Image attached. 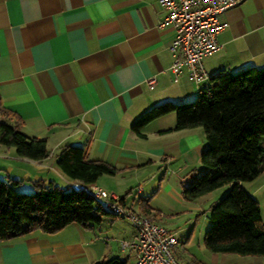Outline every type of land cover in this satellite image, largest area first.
Masks as SVG:
<instances>
[{
    "label": "crops",
    "instance_id": "obj_1",
    "mask_svg": "<svg viewBox=\"0 0 264 264\" xmlns=\"http://www.w3.org/2000/svg\"><path fill=\"white\" fill-rule=\"evenodd\" d=\"M165 14L159 0H0V120L30 137H46L49 152L34 160L0 143V179L22 180L21 190L32 189V181L40 178L69 184L57 154L75 144L86 148L89 159L118 168L96 183L139 211L148 186L154 185L153 170L168 162L166 156H178L188 170L185 177L192 180L193 169L201 168V128L173 129L175 112L139 131L132 125L160 102L196 98L222 70L264 66V0H242L222 14L228 22L218 35L222 47L203 58L208 77L199 82L186 71L175 75L170 69L175 30L160 25ZM149 76L156 77L154 88L147 83ZM149 214L165 225L154 207ZM104 216L106 227L102 218L91 227L70 223L55 232L36 229L0 241V264H92L115 255L136 264L135 251L117 250L102 239L108 224L113 228L128 220ZM134 235L133 226L121 239ZM174 252L185 264H229L227 253L187 257L177 245ZM244 256L234 264H264L261 255Z\"/></svg>",
    "mask_w": 264,
    "mask_h": 264
},
{
    "label": "trees",
    "instance_id": "obj_2",
    "mask_svg": "<svg viewBox=\"0 0 264 264\" xmlns=\"http://www.w3.org/2000/svg\"><path fill=\"white\" fill-rule=\"evenodd\" d=\"M170 112L176 114L173 129L202 126L208 142L200 157L204 170L193 169L191 183L182 190L184 198L196 199L226 184L231 186L210 207V225L204 234L206 248L264 257L261 205L242 184L264 172V66L222 70L209 78L194 100L160 102L140 115L132 127L139 131ZM0 143L13 146L19 156L29 159L41 160L49 153L46 137H30L17 125L2 120ZM57 164L71 183L61 185L40 178L32 181L31 192H23L17 188L22 180L0 179V241L36 229L55 232L70 223L91 227L106 214L116 215L84 188L76 189L74 183H96L103 174H116L117 167L89 159L86 148L75 144L61 148ZM145 200L141 212L149 213L151 206ZM120 201L125 203L121 197ZM92 264H128V259L115 255Z\"/></svg>",
    "mask_w": 264,
    "mask_h": 264
},
{
    "label": "built area",
    "instance_id": "obj_3",
    "mask_svg": "<svg viewBox=\"0 0 264 264\" xmlns=\"http://www.w3.org/2000/svg\"><path fill=\"white\" fill-rule=\"evenodd\" d=\"M242 0H159L166 10L161 26L171 25L175 35L169 44L174 55L170 69L175 75L186 71L199 82L208 77L203 58L219 50L222 45L219 33L228 25L222 14ZM154 88L155 76L147 78ZM76 189L84 188L102 205L119 217L128 218L134 228L132 239H123L120 248L137 253L136 264H185L177 258L174 247L179 243L176 231L155 221L149 213L120 201L119 195L98 183H74Z\"/></svg>",
    "mask_w": 264,
    "mask_h": 264
},
{
    "label": "rangeland",
    "instance_id": "obj_4",
    "mask_svg": "<svg viewBox=\"0 0 264 264\" xmlns=\"http://www.w3.org/2000/svg\"><path fill=\"white\" fill-rule=\"evenodd\" d=\"M194 99L195 98H192L187 101H192ZM198 127L202 130L205 148L208 145L205 131L202 126ZM166 157L169 159L168 162L165 163V165H162L160 169H157L158 165H156L153 170V173L156 175L153 180L154 185L150 187L148 186L149 192L145 201L148 205L155 208L156 215L161 218L160 221L162 220L168 229L177 232L179 238L177 247L180 250L181 255H185L187 257L192 255L198 258H204L205 255L207 256L208 254H212L204 244V234L210 225L208 218L210 207L214 201L224 197L231 186L230 184L221 186L212 191V196L209 197L203 195L192 200L186 199L182 194V190L185 185H189L192 181L190 178L185 177L188 175L186 174L188 170H185L184 167L186 166H182L183 162L177 158L178 156H174L172 158L169 156ZM203 170L204 169L201 167L200 171ZM145 181L146 180L141 182V185H145ZM242 184L259 200L262 210V218L264 220V172L261 173L255 180L244 181ZM109 190L115 192V190ZM22 191L31 192L32 190L26 188ZM125 192L126 191H124V193ZM130 195L133 194H127L129 197ZM103 219L104 222L102 224L106 227L107 216H103ZM123 219H127L128 221H123L121 219V221H118L117 225L113 228L110 224H108V230L105 229L101 232L103 234L102 239L104 242H109L112 247L117 250L120 246L121 240H123L121 237L128 235L133 227L132 222L128 218ZM220 254L222 255L223 253ZM227 254L229 256V264H234L235 260L244 261V258H246L244 255L238 253ZM123 257L125 256L123 255ZM128 264L130 263L128 262Z\"/></svg>",
    "mask_w": 264,
    "mask_h": 264
}]
</instances>
